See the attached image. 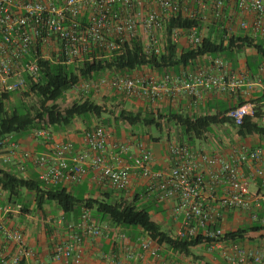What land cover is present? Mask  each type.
Returning <instances> with one entry per match:
<instances>
[{
	"label": "built area",
	"instance_id": "1",
	"mask_svg": "<svg viewBox=\"0 0 264 264\" xmlns=\"http://www.w3.org/2000/svg\"><path fill=\"white\" fill-rule=\"evenodd\" d=\"M178 19H195L199 25L169 27L172 20ZM213 23L224 31L225 42L240 32L252 39H262L264 0H0V89L22 90L23 76H36L40 59L72 66L77 74L93 51L119 54L124 45L132 42L140 43L147 58L156 59L165 54L167 43L197 48L207 26ZM37 45L40 55L29 60L31 48ZM203 58L209 61L210 71L198 68L194 73L183 71L179 77L117 75L78 80L72 91L86 96L107 90L150 102L160 98L168 83H175V91L185 92L189 97H199L198 86L226 92L243 83L248 91H264V58L253 81L231 77L229 82L225 79L228 69L222 56ZM252 114L253 104L248 101L231 108L225 117L240 125L245 116ZM260 122L264 123V118ZM34 136L45 140L50 153L35 155L21 151L13 137L8 136L0 141L3 163L8 164L13 158L30 160L38 169V178L51 186L79 184L90 173L96 185L128 192L132 176L137 175L148 195L171 204V218L179 224L173 233L176 238L189 240L202 235L215 241L207 245V251L223 249L222 256L229 264H264V255L259 250L237 245L225 248L220 241L224 235V215L229 211L246 213L251 222L264 226L262 147L250 149L236 142L228 145V155L223 157L203 147L170 143V166L157 170L152 154L142 145L130 155L129 146L112 140L102 126L84 130L83 148L78 150L70 141H51L45 131H35ZM256 183H260L261 191L251 190ZM12 211L19 213L20 206H0V264H23L35 256L23 231L4 225L2 214ZM261 211L263 216L259 218ZM66 230L65 236L53 246V263L66 264L71 260L80 264L82 258L75 246L87 238H100L103 232L85 209ZM125 238V234H119V239ZM138 249L139 253L128 255L129 260L150 258L153 260L150 264H184L160 259L159 247L146 237L140 239ZM36 264L45 263L36 261Z\"/></svg>",
	"mask_w": 264,
	"mask_h": 264
},
{
	"label": "trees",
	"instance_id": "2",
	"mask_svg": "<svg viewBox=\"0 0 264 264\" xmlns=\"http://www.w3.org/2000/svg\"><path fill=\"white\" fill-rule=\"evenodd\" d=\"M196 25L199 23L195 19H178L169 23V27L187 28ZM223 34L224 31H219L216 24H210L207 26V33L203 37L200 47L192 48L184 43L179 45L167 43L165 54L158 59L147 58L143 54L139 42L124 45L119 54L112 55L93 51L87 60L80 65L77 74L74 73L72 66L49 58L40 59L37 61L38 74L34 77L24 75V88L20 90L25 99L32 97L34 99L32 102L28 103L22 98L18 100L17 104L11 105L9 100L14 92H4L0 89V141L5 137H16L27 132L34 134L35 131H45L50 136L52 130L58 131L70 127L76 119L92 122L94 118H100L103 113L102 107L89 101V98L65 107L58 104L60 100L64 99V95L68 91H72L78 80L97 79L99 77L111 78L117 75L134 76L136 71L146 68L151 72L162 74L160 77L169 72L178 74L182 68L198 67V63L202 61L209 63L207 59L203 58L205 55H210L213 58L222 56L224 60H228L231 65H234L235 53L242 52L244 49H251L254 53L247 56L245 67L248 73L250 72L249 79L253 81L257 75L259 63L264 58V38L252 39L247 34L240 32L225 42ZM38 55H40L39 46H33L28 59L33 60ZM88 94L92 95L93 93ZM189 98L194 102L199 97ZM242 104L243 102L239 100L236 105L229 107L228 104L222 102L218 107L209 106L207 108L208 113L205 114H186L181 111H174L172 108L153 110L148 108L135 112L119 109L112 120L114 125L123 124L130 128L154 127L159 132H162L163 126L171 125L179 130L180 141L186 139L190 143L196 142V140H204L208 133L217 137L213 135L212 128L221 127L229 131L230 138L235 137L239 141L225 138L222 140L220 136L216 138V141L222 140L228 145L241 142L248 146L242 140L257 137L260 144L248 147L250 149L255 147L264 149V123L260 122L264 118L262 106H255L252 103L253 114L245 116L240 125H235L231 119L225 117L231 108ZM212 108L216 110L212 112L214 110ZM107 122L110 123V120L102 121L105 125L109 124ZM15 142L17 141L15 140ZM102 187L109 190V193L104 195L105 197L84 198L82 195H72L63 185H45L38 178V174L36 177L25 178L16 169L4 170L0 168V193H5L13 205L20 206L19 214L21 215L31 213L32 210L45 220L44 206L46 205H53L64 216H70L76 211L81 212L85 209L89 211L91 217L93 215L94 218H92L98 225L100 221H107L113 227L139 230L138 234L141 237L138 241L143 237L150 239L159 247V252L161 248H164L175 256L165 258L166 260L180 263L184 262L178 261L177 256H190L191 250L198 247L207 250V245L215 242L214 239L202 235L189 240L178 239L174 236L173 230H164L161 223L155 218L156 213H161L162 202L158 201L154 195H148L145 188L143 195L133 196L129 192H118L109 187ZM112 193H121L123 197L114 199ZM28 195H32L33 200H28ZM262 216L263 211L258 214L259 218ZM248 221L249 224L245 226L238 227L233 231H224L220 241L223 244L240 243L247 239L251 240L248 235H258V238L264 241V226H259L249 219Z\"/></svg>",
	"mask_w": 264,
	"mask_h": 264
},
{
	"label": "crops",
	"instance_id": "3",
	"mask_svg": "<svg viewBox=\"0 0 264 264\" xmlns=\"http://www.w3.org/2000/svg\"><path fill=\"white\" fill-rule=\"evenodd\" d=\"M235 65V64H234ZM231 65L228 69V75H226V81L229 82L231 77H237V66ZM204 69L211 70L210 65L207 61L199 62V67H194L192 69L182 68L179 70L178 74L169 72L173 77H179L180 73L183 71H190L194 73L196 70ZM143 70V69H141ZM140 70V71H141ZM150 74L160 77L162 74L156 72H151L149 69H146ZM139 72V71H138ZM240 72V71H239ZM216 73V72H215ZM241 77L250 78V72L246 68L241 69ZM256 74V73H255ZM245 83V81H244ZM175 83H168L161 92V102L163 108H172L174 111H181L186 114L191 113H208L207 108L209 106L218 107L222 102L228 104L229 107L236 105V102L241 100L243 103L252 100L253 98L258 99V105H264V91L253 90L248 91V88L242 83L241 85L234 87L232 89H227L226 92L219 91L218 89L205 90L203 87L198 86L197 89L200 91L199 98L192 102L191 99L186 95L185 92L175 91ZM254 92H258L259 96H255ZM255 96V97H254ZM145 109L144 106L138 105L136 110ZM214 109V108H212ZM216 109L212 110L214 112ZM109 123V122H107ZM95 126V122H89L87 120L76 119L70 127L65 129H59L58 131H51V141L55 142H64L70 141L73 143V146L76 150L83 148L82 142V133L84 130ZM168 128L166 132L165 129ZM108 133L112 140H116L120 143H125L130 148V155H134L137 152V147L142 145L143 148L148 150L154 160V168L157 170L167 169L170 166L168 146L170 143L177 144H190L192 147L197 148L198 146L204 147L205 150L209 153L219 154L223 157L228 155V143L224 141H216V138L213 137L212 133L207 134L204 141L197 144L195 141L190 143L186 139L180 141L179 130L175 129L171 125L163 126V130L166 133L165 143H162L161 138L149 131L148 128H130L128 126L115 125L114 128L108 126ZM213 135H215L213 133ZM173 137V138H172ZM13 138L19 144L21 151H29L32 154L40 153H50L48 145L42 137L36 138L33 132H27L19 136H13ZM232 139H236L232 137ZM239 141L238 139H236ZM51 141L49 143H51ZM248 146H257L260 144V141L257 137H250L248 139L242 140ZM4 152L0 150V168L7 169H16L18 173L25 177H36L38 174V169L30 161H21L18 158H14L10 163L4 164L2 161V156ZM69 193L72 195H82L84 198H99L105 197L104 195L109 193V190H106L100 185H96L92 180V175L88 173L81 183L79 184H64L63 185ZM252 191L259 190L261 191L260 183H256L251 187ZM144 183L143 180L137 176L133 175L131 179V185L128 190L130 195H143ZM28 200H33L32 195H28ZM123 197L120 193H112V198ZM144 200V199H143ZM8 205L12 206L13 203L9 201L5 193H0V206L7 207ZM44 211L46 213L45 220L38 217L36 213L31 210V213L21 215L17 214L15 211L2 214V221L4 225L8 228H19L23 231L24 236L27 240L28 245L35 252V256L32 259L26 260L23 264H36V261L44 262L45 264H63V263H53L51 261L52 247L55 242L60 241L66 234V227L69 224H74L77 222L78 217L80 216V211H76L70 216L62 215L61 211L53 205L44 206ZM160 212L155 214V218L158 222L161 223L164 230H176L178 229V223L174 222L171 218V204L162 203L160 207ZM235 213L229 211L225 213L224 220L222 222V228L224 231H233L236 228L240 227L236 225V228L233 226V221H236L237 218L234 216ZM51 218H55L56 221L54 224L49 223ZM65 220V221H64ZM46 223H49V226H46ZM139 230L137 229H125L122 227H113L110 225L109 228L103 229L102 237L100 238H87L83 243L75 246V251L80 254L82 261L80 264H113L116 261H127V264H150L153 260L150 258L143 259H130L128 255H135L139 253L138 245L139 238L141 235L138 234ZM119 234H125V239H119ZM251 240L247 239L240 243L234 244H224V247L227 248L232 245H237L244 249H258L264 254V246L261 244L260 240L256 238L255 235H248ZM223 250V249H222ZM222 250H216L219 253L222 261H218V264H229L225 261L222 256ZM160 259L169 258L173 253L161 248ZM175 257V256H174ZM66 264H74L71 260ZM192 264V263H187ZM197 264V263H195Z\"/></svg>",
	"mask_w": 264,
	"mask_h": 264
},
{
	"label": "rangeland",
	"instance_id": "4",
	"mask_svg": "<svg viewBox=\"0 0 264 264\" xmlns=\"http://www.w3.org/2000/svg\"><path fill=\"white\" fill-rule=\"evenodd\" d=\"M254 52L251 49H244L242 52L239 53H235V65L237 66L236 68H240V72L241 69L246 68L245 67V63L247 61V56L252 55ZM226 62V66L227 68L230 67V61L225 60ZM147 69V68H146ZM146 69L143 70H138L135 72L134 76L135 77H141V78H148V77H156L153 74H150L149 71H147ZM238 70L236 71L237 77H239V79L241 78V73ZM255 96H259L262 94H259L258 92H254ZM254 96V97H255ZM22 98H24L21 95V91H17L14 92L13 95L11 96L9 102L11 103V105H15L18 103V100H21ZM92 101L95 105H98L99 107H102L103 109V113L101 115L100 118H94L92 120V122H95V126H103L105 128H107L108 126L113 127L114 128V123H113V117L116 113L117 110L119 109H124L126 111H137L136 107L138 105H142L144 106L145 109L151 108L153 109H161L163 107L162 106V102L160 101L161 96L159 98V100H155L156 102H150L148 101V99L143 98V97H137V96H131V97H127L125 95L122 94H118L115 93L113 91H102L97 95H86L83 96L81 95L79 92H73V91H68L65 95H64V99L60 100L58 102L59 105H61L62 107L65 106H69L73 103H77V102H82L85 100ZM22 100H26L28 103L32 102L34 99L31 98H27V99H22ZM258 99L253 98L252 100L250 99V103H254L255 106H259L258 105ZM248 102V101H247ZM261 106V105H260ZM263 112H264V105L262 107ZM105 119H109L110 123L107 125L103 124L102 121H105ZM123 124H120V126H122ZM149 131L152 133V135L158 136L161 138L162 143H165V139H166V133L164 131L159 132L157 131L154 127H149L148 128ZM165 131H168V128L165 129ZM213 133L216 136H220V138H222V140L225 139H232L230 138L231 135H229V131L227 129H222L221 127H213L212 128ZM173 138V137H172ZM204 140H196V143L199 144ZM19 215V213H17ZM236 215H234L237 220L233 221V227L236 228V225L242 227L245 226L247 224H249L248 221V216L245 213H235ZM38 217L40 218V216L38 215ZM93 217V215H92ZM94 218V217H93ZM56 221L55 218H51L49 223L54 224V222ZM46 223V224H49ZM99 225L102 229H107L110 227V223H108L107 221H100ZM264 233V232H263ZM260 234V232H259ZM256 238H258V235H256ZM259 239V238H258ZM260 240V239H259ZM260 242H262L261 244L264 246V241L260 240ZM178 261L184 262V263H192V264H218V261H222L221 257H219V253H217L216 250L209 252L207 251L205 248L203 247H198L195 249L191 250V255L190 256H177L176 258Z\"/></svg>",
	"mask_w": 264,
	"mask_h": 264
}]
</instances>
